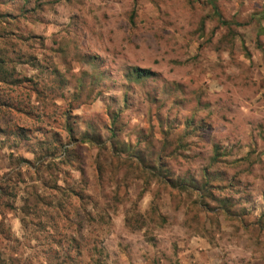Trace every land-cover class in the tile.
<instances>
[{
  "label": "rangeland",
  "instance_id": "rangeland-1",
  "mask_svg": "<svg viewBox=\"0 0 264 264\" xmlns=\"http://www.w3.org/2000/svg\"><path fill=\"white\" fill-rule=\"evenodd\" d=\"M0 264H264V0H0Z\"/></svg>",
  "mask_w": 264,
  "mask_h": 264
},
{
  "label": "trees",
  "instance_id": "trees-1",
  "mask_svg": "<svg viewBox=\"0 0 264 264\" xmlns=\"http://www.w3.org/2000/svg\"><path fill=\"white\" fill-rule=\"evenodd\" d=\"M133 71L137 78H141V77L148 76L151 74V71H149L148 69H143V68H135L133 69Z\"/></svg>",
  "mask_w": 264,
  "mask_h": 264
}]
</instances>
